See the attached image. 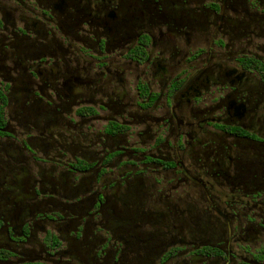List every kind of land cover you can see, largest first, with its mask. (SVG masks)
I'll return each mask as SVG.
<instances>
[{
  "label": "flooded vegetation",
  "instance_id": "1",
  "mask_svg": "<svg viewBox=\"0 0 264 264\" xmlns=\"http://www.w3.org/2000/svg\"><path fill=\"white\" fill-rule=\"evenodd\" d=\"M0 113V264H264V0H0Z\"/></svg>",
  "mask_w": 264,
  "mask_h": 264
},
{
  "label": "rangeland",
  "instance_id": "2",
  "mask_svg": "<svg viewBox=\"0 0 264 264\" xmlns=\"http://www.w3.org/2000/svg\"><path fill=\"white\" fill-rule=\"evenodd\" d=\"M49 167V164L46 165ZM18 178L21 180V184L17 187V189L14 192H11L10 194L6 195L9 196L10 198H14L17 203H19L20 207H24V210H27L28 205H32L35 203L36 200L32 199V182L33 179L36 176V171L33 169H26V172H18ZM46 176L48 177H53L55 182L59 181V177L57 176V172L53 175L52 173L47 172L45 173ZM53 175V176H52ZM40 179V178H39ZM67 184L65 186L66 190H70L71 185H72V179L68 177ZM59 183V182H58ZM135 184L138 186L142 184V186H145L147 184V181L145 177L140 178L138 181L135 182ZM58 188V187H56ZM58 193H62L61 189H57ZM120 195V194H119ZM129 196L127 198H122V199H117L111 201L109 203V207L107 211L110 213V216L113 218V222H117L120 225L124 226L126 230H130L129 233L131 234V231H133L135 235H144L147 236V232L149 231L148 228L144 227L139 229L138 231L134 229L133 224H132V219H137V218H142L144 220L148 219L149 216V207L147 204H143V192H133L132 194H128ZM120 198V197H119ZM132 204H134L132 206ZM130 210L129 213L127 211ZM135 211V212H133ZM77 217V216H75ZM161 221H163L161 219ZM66 222L69 224L70 223V217L66 220ZM164 229V228H163ZM102 235V234H100ZM132 235V234H131ZM65 237L64 241V246H67V244L70 243V240L68 237ZM92 237H90L91 239ZM43 242V237L41 234H36V242L33 241L32 244H40ZM30 247V246H29ZM70 247V246H69ZM32 248V247H30ZM87 248L86 244H82L79 247V250L77 251H84V249ZM87 250V249H86Z\"/></svg>",
  "mask_w": 264,
  "mask_h": 264
},
{
  "label": "trees",
  "instance_id": "3",
  "mask_svg": "<svg viewBox=\"0 0 264 264\" xmlns=\"http://www.w3.org/2000/svg\"><path fill=\"white\" fill-rule=\"evenodd\" d=\"M1 114V113H0ZM1 119V118H0Z\"/></svg>",
  "mask_w": 264,
  "mask_h": 264
}]
</instances>
